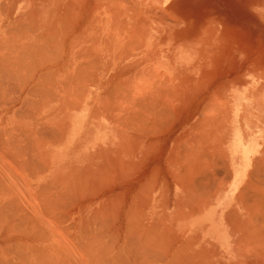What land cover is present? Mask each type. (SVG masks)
Returning <instances> with one entry per match:
<instances>
[{
	"label": "bare ground",
	"instance_id": "bare-ground-1",
	"mask_svg": "<svg viewBox=\"0 0 264 264\" xmlns=\"http://www.w3.org/2000/svg\"><path fill=\"white\" fill-rule=\"evenodd\" d=\"M45 2L47 3L49 2V0H16L14 1V4H20L19 8L22 7L23 9L28 10L29 8L32 9V7L35 5H39L40 3L44 4ZM55 2L56 1H54V3ZM62 2L64 1L62 0ZM81 2L85 3L84 1ZM83 3L81 4L83 5ZM99 3L101 4V2ZM70 4L68 6L69 9H74L73 7L76 5V3L74 4V6L72 5L73 7ZM81 4L79 8L81 7ZM48 5L50 6V4ZM65 5L59 7L58 9L56 5V11L53 16L55 17V19H59V26L61 25V23H65V25L68 26L65 27V29L68 28L65 34L69 31V33H73L75 31L77 33L78 30H75V28L77 26L80 28L81 26H84L85 23L87 25L89 21L90 27V23L93 22L91 17L92 13L90 15H86L84 13V15H86L87 17L84 16L83 13L82 15L77 16L75 15L77 12H79L80 14L81 11L85 12L82 9L81 11H79L78 9L75 14L71 15L73 11H70L67 6V9L64 8ZM90 6L89 9H92V7L90 8ZM122 6L123 5H121V7ZM132 8L133 10L135 9L134 7ZM31 9H29V11L25 10L26 12L19 15L18 18H16L14 21L17 23V28L24 25L25 30L29 28L28 30L33 33L36 32L37 28L40 26V22H35V17H33L34 11H32L33 13L31 15ZM62 9L65 10L64 13H62ZM89 9L86 8L87 13ZM136 10L137 9H135V11ZM70 12L71 14H69ZM130 12L131 11H126L124 15H126L129 20H133L135 16H137V14L134 11L133 14H130ZM101 15L104 14L101 13ZM27 17H32L34 22L32 19V21L30 20L31 22H26ZM23 19H25V21ZM108 21L110 22V20ZM112 23L113 25L116 24L113 21ZM123 25L126 28L122 31V34L118 35L115 38V40L117 41V47L123 45L124 48L128 46L130 48V46L132 47L133 44H141L142 47H148V43L145 41L149 39V35H147V33H149L148 29L151 25L143 26V24H134V26L131 24L129 26V23ZM62 26L64 27V25ZM24 27L21 28V31L24 29ZM86 29H88V27ZM13 30H15V33L6 30L9 33V38L11 36L12 38H14L16 36L15 34H17V37H15L14 40L16 38L18 40V38L23 37L20 36L23 35L24 30L21 32L19 29L18 31L16 27ZM64 31L65 30L63 28L62 32L64 33ZM19 33H21V35H19ZM72 33L70 35H72ZM76 33H73L74 35L70 37L72 38V40L76 38L75 36H77L78 40L79 38H81V36H78ZM10 34L12 35L10 36ZM47 34L44 36L45 39L48 40L51 35L50 32L48 34L50 35L49 37L47 36ZM61 35L63 36V34ZM95 37L93 39V43L95 42ZM12 38L9 40L12 41ZM62 38L64 39V37ZM43 40L44 39H42V41ZM50 40L46 42L45 40L43 41V48H45V45L49 46V44L53 43L54 40L52 39L53 41L51 40V42L49 43ZM75 40L72 42L70 41L71 44H76V42H78L77 39ZM129 40H131L132 43H126ZM16 41H14V46L16 45ZM112 41L115 42L114 40ZM33 42H29L30 44L26 42V45L25 43H23V45L25 46L22 45L21 47L17 46L18 44L16 45L17 47L12 46V51L16 50V53H12L11 55H9V57L11 56L12 58L14 54V57L17 59L15 60L16 63L10 62V58L7 60L3 55L4 51L1 53V55H3L1 56L2 59L0 57V60H3L2 62L4 63L3 65V63L0 61V65L3 66H0V168L3 167L1 168L2 170L0 169V182H5V180L8 179L9 181L11 180L14 182H12L11 185L15 184L16 188H18V181L19 185H21L22 180L20 181V179H18L19 177H17V174L18 172L22 173L23 170H27V174H29L33 178L31 181H29V179L31 178L26 177V182L24 180L25 184H22L23 186L21 185V187L25 189H23V194L26 191V193L30 192L32 196L31 198V196L28 197L27 195H24L30 198L32 200L31 203L33 204L31 205V203L26 200L28 202L27 204H29V208H27L28 211L26 213H24V209L26 208H24V205L21 204V202H25V198L27 199V197H25L23 200L21 197L23 194H21V192H18L19 189H17V192L20 194L18 195L17 193H15L17 195H14L13 190V192H11V190L4 188V186L0 184V264H69L67 263V261L70 262V264H218V262L222 264H264V171H258V169L260 170L261 167L257 168L258 172L254 170L256 171V173H254V171L250 172V174L253 173L251 175L254 176L255 174H258V177L256 178L253 176V183L250 181L252 185L248 187V189H241L240 194H238L239 196H237L234 201L236 203L233 205V207L231 206L229 208L228 204L226 206V202L224 203L223 200L219 201L217 199V197L224 192L223 188L216 185V187H213L211 185L213 181L215 182L219 177L220 179L223 177L219 176L216 179V177H213V175H215L214 173L216 172H212V174L211 171H209V173L212 174V178L216 180L212 178L210 179L211 175L209 177V180H207L206 177L208 175L206 174L209 173L207 172L208 170H206V174L204 171V169H207V167L202 166V161L199 159L203 156V152L201 153L202 156L198 154V152L194 153V150L198 148V146L200 145V140H202L204 136L199 137V135L195 136V134H193L194 137L191 141L189 140L190 137L187 136L188 138L186 139V141L188 140L189 144H187L185 140L182 141L187 145L184 146L186 150L183 149L182 151L184 152L185 150L186 154L184 158H181V154H179L180 156H178L181 159L176 158L179 162L180 160L183 162L182 159H186L185 169L183 168V172L177 169L179 170V173H182L177 177L175 176L174 198L171 199V203L169 202V200H167V202H169L171 205L170 210H161L158 206L160 201V186H158V182H156L155 184L151 182L154 177H152V180L150 179V184L147 183L149 181L146 182L150 185H146V188L149 187L150 189V187L153 186V192L158 189V194H152L151 192L150 194H148L146 192L145 196L148 195L146 196L148 198L144 196L146 198L145 199L143 197L144 192L146 191L144 187L145 183L143 184L142 182L145 173H138L139 175L133 174L131 176L133 178L129 177L131 173L129 172L130 170L128 171V167L131 166L130 169L132 170V167L135 166L128 165L130 164L129 161L126 164L128 166L127 167L125 166L126 161H121L120 153L124 152L122 151L123 147H121V145L123 146L124 142H121L120 139L122 137L124 139L130 138V135L127 136V133H122L123 131L128 129H130L131 132L138 131L142 134H148L150 133L151 129L153 130L159 128L157 124H160L161 122L154 124L155 127L157 125L156 128H154L153 125L156 118L158 119L161 116L160 118L165 120L167 112H169L168 115H170V112L172 111H170V108H168L169 110L166 109V101L162 100L161 94L159 92L163 88H158L155 91L152 90L153 92L148 93L146 97L145 93H143L144 97L139 96L137 98L134 94H130L132 88L130 87V89L128 84L130 83L131 78L128 80L129 76L127 75L129 71L131 72L137 68V62L135 64L136 67H134V64L130 66H128V64L127 67L115 66V70H117L118 72L116 71L115 74L112 73L111 76L110 74L106 76L104 75V73H96V71L91 70L94 69V67L101 66V58H97L98 55L96 56V58L95 56H92L93 58H90L91 55L85 52L82 54L78 52L80 55H73L72 53H70L69 58L67 60H64L61 65L59 62H57L59 63V69L57 71L61 72H56L55 77L52 76L53 78H51L50 76L45 78V75L47 74L46 70H44V73H46L44 74L41 68L45 67L46 69V67L50 65L49 62H51L53 58L49 60L50 58L47 57V55L43 56L39 54L40 52H38L36 49L40 44H34ZM47 42L49 44H47ZM66 42H68L69 44L68 45L66 43V45L70 46L69 41L67 40ZM90 42H92V40ZM32 44H34V47ZM36 44H38L37 48L35 46ZM74 44H72V46H74ZM52 46L56 47L55 43L53 45H50V50L47 49L49 52L44 51L43 54L45 52L46 54L47 52L49 54L51 53L50 51H52V53L54 51L56 52L57 50L53 51V49H51ZM5 47L8 48V50L4 52V54L7 53L5 54V56L8 57V53L12 52L10 51L11 47H7V45ZM62 48H60V50H62ZM38 49H40L42 53V45H40V48ZM79 50L81 51L82 48H79ZM67 55L68 54H66V56ZM88 55L90 59H88L87 62L78 61L76 59V57H79L81 58V60H85V58L87 59ZM26 56L28 60L30 58H33L32 63L30 62L31 59L28 62L25 58V61L30 63L31 70L29 72L26 71L25 73L22 70L24 75H28L27 77H22L24 75H21V73H19V77L23 78L20 79L17 76L18 74L15 70L18 71L19 69L20 71V69H22L23 67V64H25V67L27 66L28 63L26 64V62L24 61V57ZM18 57H21L22 62ZM138 60L141 62L140 59ZM7 61L9 62L5 63ZM11 61L13 60L11 59ZM18 61L19 63L21 62L20 65H18ZM149 62H147V64H149ZM53 65L54 66H51V69L49 68L50 70L47 69V72H55L56 64ZM14 66L15 69L13 68ZM20 66L21 68H18ZM119 67L122 68L120 69ZM150 69L151 68L148 67L146 68V71L148 73L151 71V73L149 74L152 75L153 70ZM38 70L42 72L38 73ZM139 70L140 73L141 71H143L144 73L142 72V74L145 75V69ZM154 70L156 73H158L156 74L155 72H153V74H156L155 77L158 81H162L160 79L167 77V75L164 77H159L161 76L159 75V73L163 74L162 71L157 68H154ZM49 74L50 73H48L46 76H48ZM170 79L172 78L170 77ZM152 80L156 81L154 79ZM166 80H168V78H166ZM10 81L14 82L15 85H11L10 83L12 82ZM150 83L152 84L153 82ZM147 87L150 88V86L148 85ZM94 88L97 93L99 90H106L105 92H103L105 93L104 96L101 98L100 96H96L91 91V89ZM14 89L15 92L16 90H18V92H20L21 94H23L22 91H24V96H21L19 93L17 94V98L15 97V100L13 99L12 101V94L10 95V97L7 96H9L8 94L12 93ZM167 92H165L166 95H168ZM237 96L238 95H235V97ZM233 98L229 102L227 108L228 110L225 111L224 109H220V111H224H221V113L219 112V116L221 118L218 116L219 119L217 118L218 120L216 119L215 121H213V125L217 124L220 133L225 132L224 138L222 139L223 141L227 140L226 149L222 150L223 153L219 151L220 153H222L220 156L222 157L223 164L225 166L228 165L229 151H235L237 149L244 148L245 145L243 141H249V139L251 138V136H248L250 135L249 132H247V128L250 124L248 125L246 123V116L248 117L251 114V121H253V134H255L256 136L259 135L257 138H259L260 136L264 137V133L262 134V132H259L264 130V114H262L263 116H259L260 114L256 113H260V111L264 113V92H259L256 96H253V99L250 98L248 100H245V102L242 104L243 108L245 107V105L247 107L245 111V117L241 113V107L240 104H238V99L235 98L233 100ZM108 100L111 101L110 103L114 101V104L111 105L112 108L108 106ZM134 101H137L138 103L140 102L139 104L141 108H143L138 109L140 108V106L135 102L138 105V111L136 112L137 109ZM133 106L136 110L133 109ZM168 106H170V104ZM249 107L255 108V111H251ZM6 114V120L8 121V123H10V125L8 127H2L1 122L4 120L1 121V119L5 117ZM188 116L189 115H187V117ZM160 118L159 121L161 120ZM166 120L169 121V119L167 118ZM163 126L162 128H164ZM211 127H213L212 131L217 128H215V125H211ZM164 130H166V128ZM257 131L258 133H256ZM150 134H152V132ZM175 138L177 137H174V139ZM175 140L177 143L178 140ZM175 140H173L174 143ZM174 145H181V142ZM170 146L172 148V144ZM261 146L264 147V145L262 144ZM247 147L249 148V145ZM171 148H169L170 154L173 150V148ZM179 150L181 151L182 149ZM169 157L170 156H168V158ZM202 158H204L203 161L207 160V158L205 159V157ZM255 159L254 161H256ZM69 160L72 161L69 162ZM170 160L173 162V157H170ZM208 160L205 161V163L209 162ZM165 161H167V159H165ZM260 162L264 166V159H260V161L258 159L257 163L259 164ZM131 163L136 164L137 161L136 163L134 161H131ZM165 164L166 163H164L163 166ZM250 164L252 163L250 162ZM114 165H121V167H119L122 169V171L121 169L119 170L120 178L124 180V183L125 179H127L128 182L126 181V183L123 185L115 184L116 182H114L113 184L111 182L112 179H107V176L106 181H109L103 182L102 178L105 177V173H112V166ZM72 166H82V168L80 169L77 168L79 173L75 176L72 173ZM145 166H147V163L145 164ZM213 166L215 167V164ZM251 166H253V164ZM5 168L10 170L11 172L6 173L7 169ZM142 168L143 167H141V169ZM4 169L6 172L4 171ZM33 170L38 171V173ZM63 170L65 171L62 172ZM66 170L68 172H66ZM114 170L115 168L113 167V171ZM222 170L224 171V169ZM31 171L37 174L35 175ZM1 172H3L4 176L1 175ZM116 172L114 171V173ZM32 173L35 176H33ZM176 173H178V171ZM228 174H230V172L226 174V177ZM229 176L230 175H228V178ZM165 179L166 178H164V180ZM255 179L258 181H255ZM8 180L7 183L9 184ZM210 180H213L211 181L212 183L210 182ZM216 183L217 181L213 184ZM11 185H9V187H11ZM141 185L142 188L140 187ZM139 187L143 190V193L140 191ZM19 196L21 197V199L19 198ZM214 201L215 203L213 204ZM145 203L148 204L146 206V211L144 210ZM220 203H223L226 206L223 209L221 217L222 220H224L225 226V229L223 228V231L226 230L223 234L222 231L219 230V227L214 226L211 222L212 220L218 218V215H216L215 212L216 210H219L218 208L220 206ZM140 204L144 205L143 209ZM140 207L142 212H140L139 210ZM30 209L33 214L31 212V214H27ZM154 216L155 218L157 217V219L153 220ZM15 218L19 221H15ZM38 219H45L46 221H48L45 222L48 226L44 223L43 224L46 225L47 228L49 227L50 231L46 228L49 232H47L43 228L42 230H40L42 224L39 225V227L37 226L38 224H40L38 223ZM221 226L222 224L220 225V227ZM227 233H232L233 235L235 234L237 236L236 240L233 241L239 249L233 248V242L232 244L229 243L233 239V237L231 235L227 237ZM214 243L224 246V252H212L213 250H209V252H207L205 250L206 245L209 246L210 244H212L213 246L215 245ZM199 245L202 247L199 248ZM226 245H228V247ZM110 246H112V248ZM59 250L66 252V254H64L65 256H63L62 254L59 255ZM234 250L239 251L238 254L235 253ZM233 258L235 259L233 260Z\"/></svg>",
	"mask_w": 264,
	"mask_h": 264
},
{
	"label": "rangeland",
	"instance_id": "rangeland-1",
	"mask_svg": "<svg viewBox=\"0 0 264 264\" xmlns=\"http://www.w3.org/2000/svg\"><path fill=\"white\" fill-rule=\"evenodd\" d=\"M3 1H4V3H3ZM14 1H16V0H0V3H1L0 8L3 7L0 9V46L2 47V48L0 47V50H1L0 51V57L4 55V57L7 60L10 58L9 60L12 63L13 62L16 63L15 60H17L14 57L16 50L15 51L13 50L14 52L12 51V48H13L12 46H14V41L17 40V38L15 40H14V38L17 37V34H15L16 36L13 35V36H15L14 38H12V36H11L12 34H10L11 37L9 38V36H8L9 33L7 31L9 30V32L15 33L14 32L15 30H13V29H15V27L18 31H19V29L21 31V28L24 27V25L22 27L18 26L19 28H17V26H16L17 23L14 20L16 18H18V16L21 15L22 13H25L26 11H29V9H31V8H29L27 10V9H23L22 7L19 8L20 4H17L18 5L17 6L16 4H14ZM41 1H43V0H41ZM51 1L49 0L50 3L49 2H47V3L45 2L44 4L40 3L39 5H35L32 7L31 15L33 13L32 11H34V16H33V17H35L34 20H35V22H40V24H39L40 26L38 28L34 27V28H37V30H36V32H33V33H31V31L28 30L29 28L28 29L26 28L28 30L27 31V30H25V27H24L23 35H21V33H19V35H21L20 37H22V36L23 37L18 38L19 41L17 40L15 42L16 45L18 44L17 46L21 47L23 45V43H25V45H26V42L28 44H30L29 42L35 41V42H33L34 44L38 43V44L42 45V49H43L42 53H41L40 49H38V48H40V45L38 48H37L38 44L35 45L37 48V49L36 48L35 49L38 52H40L39 54H41L43 56L47 55V57L50 58L49 60H51V58H53L54 61L51 60V62H49L50 67L48 66V67H46V69H45V67H43L44 69L41 68L43 73H44V70H46L47 74L50 73L48 76H46L47 74L44 73V74H46L45 78L49 77V76L51 78H53V77H55L56 72H61V71H57L59 69L58 65H59V63L61 65V63H63L64 60H67L69 58L70 53H72L73 55H78L79 53L82 54L85 52V53H89V55H91L90 58H93L94 56L96 58L97 55H98L97 58L98 57L101 58V60H102V61H100V63H102L101 66L94 67V69H91V70L96 71V73H99V72L104 73V75H106V76H108L109 74L111 76L112 73L113 74L116 73L117 70H115V66L127 67L128 64H129L128 66H130L132 64L135 65L137 62V68L131 72L129 71L127 74L129 76L128 80L131 78L130 83L128 84L129 88L130 87L132 88V89L130 88L131 89L130 94H134L137 98L139 96L144 97L143 93H145V97H146L148 93L153 92L158 88H161V89L163 88L162 90L159 91L161 94V98L163 101H166L165 102L166 103L165 105L167 106L166 109L169 110L168 108H170L171 109L170 111H172V112H170V115H168L169 112H167V114H166V118L169 119V121L166 120V118L164 120V119L160 118L161 116L160 117L158 116L161 120L159 121V118L158 119L156 118L154 121L155 123H153V122L152 123L154 125V124L161 122L160 124H157L159 128L157 129L156 128L157 125H156V127L154 125V128H156V129H153V130L151 129L152 131L150 130V133L152 132V134L148 133L149 135L148 134H142L138 131L131 132L130 129L123 131L122 133H125V134L127 133V136L130 135L129 136L130 138L124 139L122 137L120 139L121 142H124L123 146L121 145V147H123L122 151L125 152V153L124 152L120 153V158H121V161L122 160L126 161L125 166H127L126 164L129 161H130V164H128V165L135 166V167H132V170L130 169L131 166L130 167L127 166L128 171L130 170L129 172L131 173V175H129L130 178H133V177H131L133 174L139 175V174L145 173L144 179H142L143 184L145 183L144 187L146 189L143 197L145 196L146 192L148 194H150V192L152 194H158V189H156L153 192V186H151L150 189H149V187H147L148 189L146 188V185L150 186L149 184H150V181L152 180V177L155 178V180L153 178V180L151 182L153 184L158 182L157 184H158V186H160V190H159L160 201H159L158 206L163 211L165 209L166 210L168 209L167 211H169L170 207H171V205H170L171 199L174 198V194H175L174 193L175 178L183 172V170L185 169V166H186V162H185L186 159H182L183 162L181 160H180V162L177 160V159L184 158V156L186 154V151H185L186 148L184 147L186 144H184L182 141L183 140L186 141V139L188 137H190L189 140L191 141L194 137L193 134H195V136L199 135V137L204 136L202 138V140H200V145L198 146V148H196L194 150V153L198 152V154L201 155V153L203 152L202 153L203 156L202 155L201 156L205 157V159L207 158V160L209 159L208 160L209 162H207L208 163L207 164V163H205V161H207V160L203 161L204 158H202V157L199 158L202 161L201 165L207 167V169H204L205 174L207 172L209 173V171H211V166H213L214 164H215V166L216 165L217 166H223L224 165L223 160H222V157L220 155L223 153L222 150L226 149V141L227 140L223 141L222 138H224L225 132L224 133L221 132L222 133L221 134L217 124H214L215 128L216 127L217 128L214 129V131H212L213 127H211V125L214 126L213 121H215L218 118L219 114L221 113L222 110L220 111V109H224L225 111L228 110L227 108H228L229 102L231 101V99L233 97H234L233 100L235 98L238 99V104H240V107H241L240 108L241 113L245 117V111H246L247 107H246V105L244 107L245 109L242 107V104L245 102V100L246 99L248 100L250 98L253 99V96H256L259 92H264V0H134V1L133 0L132 1L131 0H122V1L121 0H100V1L97 0L98 2L96 0H77V1L76 0H68V1L63 0L64 2H62V0L61 1L60 0H53L52 4H51ZM54 1H56V2L54 3ZM81 1H84L86 4L81 2ZM99 2H101V4ZM123 2L124 3L128 2V3L124 4ZM2 3H3V5H2ZM70 3H72V4H70ZM75 3H76V5L74 6ZM81 3H83V5ZM48 4H50V6ZM55 4L57 5V9L61 6H64L65 4L66 5L64 8H66V6L68 7L69 4L71 6L73 5L74 7L73 6L72 7L74 9H72V10H71V8L69 9V7H68V9L70 11L74 12V13L72 12V14L70 12L69 14H71V15L75 14L76 11H78V9H79V11H81V9H82L85 12L81 11V14L79 12H77L78 14L77 13L75 14L77 16L82 15V13H83V15H84V13L86 15H90L92 13L91 17H92L93 22L90 23V27H89V22H90L89 21L87 23L88 26L85 23L84 26H81L80 28L77 26L75 28V30H78V32L76 33V31H75L73 33L74 34L76 33L78 36H81V38H79V40H78L77 36H75L76 38L74 37L75 39L78 40V42H76V44L72 43V44H74V46H72L71 42L74 41L75 39L73 38L74 40H72V38H70L74 34L71 32L72 35H70L71 34V33H69L70 31L65 34V32L68 29V28L65 29V27H68V26L65 25V23L64 24L61 23V25L59 26V22H60L59 19L58 18L55 19V17H53L54 13L56 11V5ZM80 4H81V7L79 8ZM22 5H23V3H22ZM44 5L45 6L47 5V6L45 7ZM54 5H55V7H54ZM121 5H123V6L121 7ZM89 6H90V8L92 7V9H89ZM132 7H134L137 10L136 11H135V9L133 10ZM86 8L89 9L88 13L86 11ZM146 8H147V10H146ZM62 10H63L62 13H64L65 10L64 9H62ZM126 11H131L130 14H133L135 12L137 14V16H139V17L135 16V18L133 20H129L126 17V15H124L126 13ZM101 13H103L104 15H101ZM98 14H100V15H98ZM86 15H84V16H86ZM102 17H104V18H102ZM27 18H26V22L27 21L29 22L31 19L33 20L32 17L28 18L29 20ZM23 20L25 21V19H23ZM34 20H33V22H34ZM108 20H110V22ZM111 20L116 24L113 25ZM12 22H13V24H12ZM126 23L127 24L129 23V26L131 24L132 25H134V24L142 25L143 24V26L144 25H147V26L151 25L150 28L148 29L149 33H147V35H149V39L145 41L148 43L147 48L142 47L141 44H138V45L136 44L137 46L135 44H133V46L132 47L130 46V48H129V46L124 48L123 45H120L118 47L116 46L117 41L115 40V38L118 35L122 34V31L126 28L123 24H126ZM18 24H21V23H18ZM104 24H106V25L109 24V25L106 26ZM12 25H14V26H12ZM62 25H64V27ZM85 25L88 27V29H86L87 27ZM63 28L65 30L64 33L62 32ZM30 29H31V27H30ZM60 29H61V31H60ZM79 29H81V30H79ZM80 31H82V32H80ZM49 32H50L51 37L48 38V40L53 39L54 41L52 40L53 43H51V44H49L51 42V40L49 41V43L47 42V44H49V46L45 45V48H46V50H45V48H43V46H44L43 41L45 40V42H46L48 40L45 39L44 35H46L47 33L49 34ZM16 33H17V31H16ZM78 33H81V34H78ZM48 34H47V36L49 37L50 35H48ZM61 34H63V36ZM64 35H68L69 37L64 36ZM43 36H44V38H43ZM90 36L93 38H91ZM95 36H97V37H95ZM62 37H64V39ZM94 37L96 39H95V42L93 43ZM113 37H114V39H113ZM11 38L14 41L9 40ZM87 38H88V40H87ZM37 39H38V41H37ZM42 39H44V40L42 41ZM65 39H66V41L67 40L69 41L71 47L68 46L69 44H68V42L65 41ZM91 40H92V42H90ZM112 40H114L115 42H113ZM62 41H63V43H62ZM130 42L132 43L131 40H129L126 43H130ZM54 43H55L56 47L52 46L51 49H53V51L54 50H57V51L56 52L54 51L53 53H52V51H50L51 53L48 54L49 51L47 49H49L50 45H53ZM64 43H65V45H64ZM66 43L68 45H66ZM103 43H104V45H103ZM34 44H32L33 47H34ZM6 45H7V47H11L10 51H12V52L8 53V57L5 56V54H7V53L4 54V52H6L8 50V48L5 47ZM16 45L14 47H17ZM25 45H23V46H25ZM64 46L67 48H65ZM20 47H18V48H20ZM58 47H59V50H58ZM62 47H64V48H62ZM60 48H62V50L64 52L62 50H60ZM79 48L80 49L82 48V50L80 51ZM44 51H48L47 54H46V52L43 54ZM2 52H3V55H1ZM57 52H58V54H57ZM12 53H14V54L11 58V56L9 57V55H11ZM54 54H56V55H54ZM66 54H68V55L66 56ZM89 55L87 56V59L85 58V60L84 59L81 60V58H79V57H76V59L78 61H82V62L86 61L87 62V60L90 59ZM58 56H59V58H58ZM63 56L65 57V59ZM116 56H117V58H116ZM114 57H115V59H114ZM18 58H20V60L22 62L21 57H18ZM25 58L28 62L31 59L30 58L28 60V58L26 56V57H24V61H25ZM1 59H2V57H1ZM11 59L13 61H11ZM32 59L30 61L31 63L33 61ZM138 59H140L141 62ZM61 60H62V62H61ZM0 61L2 62L3 60H0ZM27 61H25L26 64L28 63ZM142 61H143V63L145 61L146 62L143 64ZM1 62H0V64H1ZM8 62L9 61H7L5 63H8ZM25 62H23V63H25ZM57 62H59V63H57ZM147 62H149V64H147ZM20 63L18 61V65H20ZM53 64H56L55 72L54 73L53 72H47V69L50 70L52 68L51 66H54ZM3 65H4V63H3ZM24 65L25 64H23L22 69H20L21 72L19 71V69H18V71L15 70L16 73L18 74L17 75L18 77L20 76L19 73H21V75L22 74L24 75V73L26 71L29 72L31 70L30 63H28L26 67ZM28 65H29V67H28ZM0 66L3 67L2 65H0ZM122 67H119V68L121 69ZM134 67H136V65ZM148 67L151 68L153 70V72H155L154 68H157L160 71H162L163 74L159 73V75H161V76L158 75L159 77H162V76L164 77L166 75H167V77L162 78V79L159 78L162 81H158L157 78L155 77L156 74H158V73L155 72L156 73V74L154 73L155 75L153 74V72H152V75L149 74V73H151V71H150L151 69L149 70L150 72L148 73L146 71V68H148ZM13 68L15 69V66ZM16 68H17V65H16ZM18 68H21V66ZM138 68L141 70L145 69L144 70V71H146L145 75L142 74L143 71H141V73H140V70ZM162 68H165V69H162ZM120 69H118V70H120ZM22 70L24 71V73L22 72ZM41 72H40V70H38V73H41ZM132 74H135V75L137 74V75L135 76ZM27 75L28 74H25L22 77H27ZM147 75H151V76H147ZM135 77L136 78L138 77L137 80ZM170 77L172 79H170ZM19 78L23 79L21 77H19ZM166 78H168V80H166ZM152 79H154L156 81H153ZM178 79H181V80H178ZM142 80L144 81V83ZM182 81H184V82H182ZM10 82H12V81H10ZM139 82H141V83H139ZM150 82H153V83L151 84ZM12 83H10V84L14 86L15 83L14 82H12ZM136 83H137V85H136ZM154 83H156V84H154ZM184 83H186V84H184ZM139 84H141V85H139ZM147 85L150 86V88L147 87ZM166 87L168 88V92H167ZM164 88H166V89H164ZM91 91L96 96H100V98H101L104 96L105 93H103V92H105L106 90H99L97 93V91L94 88V89H91ZM13 92H15V89ZM13 92L8 94L9 96H7V97H10V95L12 94L11 95V97H13V98H11L12 101L15 97L17 98V94L20 93V92H18V90H16L17 93L16 92L13 93ZM26 92H27V90H26ZM165 92H167L168 95H166ZM238 92L240 95L238 94ZM22 93L23 94L20 93V95L24 96L25 92L22 91ZM235 95H238V96L235 97ZM193 96H194V98H193ZM148 98H149V96H148ZM108 99H111V98H108ZM142 99H144V98H142ZM110 102L111 101H109L107 104H108V106L111 107V105L114 104V101L112 103H110ZM135 102L140 106V104H139L140 102L138 103L137 101H134V103ZM168 103L170 104V106H168L169 105ZM137 104L135 105L136 109L138 108ZM101 105H102V103H101ZM205 106H207L208 108ZM142 108L140 106V108H138V109H142ZM133 109H134V106H133ZM136 109H134V110H136ZM138 109L136 110V112L138 111ZM201 109H203V110H201ZM249 109L251 111H255L254 110L255 108L249 107ZM152 112H154V111H152ZM222 112H224V111H222ZM205 113H206V115H205ZM256 113L260 114L259 116H263L262 114H264L261 111H260V113L259 112H256ZM187 115H189V116L187 117ZM175 116H176V118H175ZM163 117H165V116H163ZM6 118H7V114L5 117H3L1 119V121L4 120L1 122L2 127H8L10 125V123H8ZM173 118H174V120H173ZM156 120H158V121H156ZM204 121H206V122H204ZM261 121H263V120H261ZM165 122H167V123H165ZM203 123H205V124H203ZM162 126L164 128H162ZM198 127H200V128H198ZM165 128H166V130H164ZM169 128H171L172 130ZM263 128H264V124H263ZM134 132H135V134H134ZM259 132H262V134H263L264 130L259 131ZM256 133H258V131ZM218 135H219V138H218ZM174 137H177V138H175L178 140L177 143H176V140L174 139ZM180 138H181V140H180ZM120 140H119V142H120ZM173 140H175V143ZM179 142H181V145H178V146L174 145V144H179ZM186 142H187V144H189L188 140ZM171 144H172V148H173V150L171 152L172 155L169 153V151H170L169 148H171V146H170ZM176 147H178L179 149H182V150L180 151ZM183 149H185L184 150L185 153L182 152ZM120 151H121V149H120ZM219 151L222 153H220ZM174 152L176 153L177 157H176ZM182 153H183V155H182ZM179 154H181V158L178 157V156H180ZM168 156L173 157V162L171 161L172 158L170 160V157L168 158ZM165 159H167V161H165ZM216 159H217V161H216ZM153 160H155V161H153ZM174 160L178 161V162L176 161L177 164L175 163ZM70 161H72V160H69V162ZM131 161L132 162L134 161L135 163L137 161V163L136 164L133 163L134 164L133 165L131 163ZM201 161H200V163H201ZM146 163H147V166H145ZM164 163H166V164L163 166ZM169 165H171V166H169ZM199 166H200V164H199ZM72 167H73L72 173L74 174V176L79 173L77 168L78 169L82 168V166H72ZM113 167L115 168L114 171L115 172L117 171L119 173H117V172H116L117 174L114 173ZM119 167H121V165L112 166V171H111L112 173H110V172L105 173V177L102 178L103 182L109 181V180L106 181V176H107V179H112L111 182L113 184H114V182H116L115 184H119V185L125 184L127 179H125V183H124V180L120 178V171L119 170L121 168H119ZM141 167H143V168L141 169ZM1 168H3V167H1ZM5 169H7V168H5ZM5 169H4V171H5ZM177 169H179L182 172L179 173V170H177ZM206 170H208V171L206 172ZM26 171L27 170H23L22 173L18 172V174H17V177H19L18 179H20V181L22 180L23 185L25 184L24 180L26 182V177L31 178V179H29V181H31L33 179L32 176L27 174ZM33 171L38 173V171H36V170H33ZM33 171H31V172H33ZM64 171L65 170H63L62 172H64ZM121 171H122V169H121ZM140 171H142V172H140ZM164 171H165V173H164ZM177 171H178V173H176ZM8 172L10 173L11 171L7 169L6 173H8ZM35 172H33V173L36 175L37 173H35ZM66 172H68V171L66 170ZM1 173H2L1 175H3V172H1ZM211 173H212V171H211ZM211 173H209V174H211ZM34 174H33V176H35ZM209 174H206V175H208L207 176L208 178L206 177L207 180H209V177H210ZM172 175H173V177H172ZM112 176H114V177H112ZM134 177H136V176H134ZM3 178H5V177H3ZM164 178H166V179L164 180ZM2 180H4V179H2ZM7 180H5V182L4 181L0 182V184L3 185L4 188L11 190V192L14 191L13 192L14 195H17V194L19 195L20 193H18V192H21V194H23V191L25 189L21 187L22 184L19 185V181H18V184L16 183L17 187H18V188H16L15 184L11 185V183L13 181L8 180L9 181V184H8ZM147 181H149V182H147ZM153 181H155V182H153ZM146 182L149 184H147ZM9 185H11V187H9ZM19 186H20V188H19ZM140 187L142 188V185ZM141 188H140V191L142 192L143 190ZM151 188H152V190H151ZM17 189H19V191ZM21 189H22V191H21ZM149 190H151V191H149ZM15 193H17V194H15ZM24 195H27L28 197H30L31 193L30 192L26 193V191H25L22 196L20 195L23 200L25 197H27ZM20 196H19V198L21 199ZM146 196H148V195H146ZM28 197H27V199L25 198V202L22 201L24 203L21 202V204L24 205V208H26V209H24V213H26L28 211L27 208H29L28 207L29 204H27V203L28 202L31 203V201H32ZM31 198H32V196H31ZM146 198H148V197H146ZM29 199H30V201H29ZM167 200H169L170 203L167 202ZM223 200H225V199H223ZM25 204H26V206H25ZM31 205H33V204L31 203ZM147 205L148 204L145 203V207H144L143 204H140V206H142V209L144 207L145 211L147 210V208H146ZM220 205H223L222 207H220V211H219L220 216L222 217V213H223V209H224L225 204L220 203ZM139 210H140V212H142L141 207ZM30 212H31V209L29 210V212L27 214L32 213V212L31 213ZM141 214H143V213H141ZM155 219H157V217L155 218V216H154L153 220H155ZM16 220L17 219L15 218V221ZM13 221H14V219H13ZM17 221H19V220H17ZM45 222H48V221H46L45 219L44 220L38 219V223H40V224H38L37 226L39 227V225L42 224L40 227L41 228L40 230H42V228L46 231H47V229L49 230V227L48 228L46 227L47 223H45ZM211 222L214 226L219 227V230L222 231V234L226 231V230L223 231V228L225 226H224V220H222V218H220V219L216 218L215 220H212ZM43 223L46 225H44ZM220 223L222 224L223 227L222 226L220 227V225H221ZM175 229H177V228H175ZM49 231H47V232H49ZM226 235H227V237H229L230 235L233 237V239L229 243L232 244V242H233V248H238V246L236 244H234V241L236 240L237 236L235 234L233 235L232 233H227ZM214 244L215 245H213V246H212V244H210L209 246L206 245L205 250L207 252H209V250L210 251L213 250L212 252H214V251L224 252V250H223L224 246H221V245L216 244V243H214ZM202 246H203V243H202ZM202 246L199 245V248H201ZM226 246L228 247V245H226ZM110 247L112 248V246H110ZM230 247H232V246H230ZM60 248H61V246H60ZM61 250H59V255L62 254L63 256H65L64 254H66V252L61 251ZM60 252H62V253H60ZM238 252L239 251H235V253H237V254H238ZM234 259L235 258H233V260ZM133 260H135V259H133ZM67 263L70 264V262H68V261H67ZM218 264H222V263L218 262Z\"/></svg>",
	"mask_w": 264,
	"mask_h": 264
},
{
	"label": "crops",
	"instance_id": "crops-1",
	"mask_svg": "<svg viewBox=\"0 0 264 264\" xmlns=\"http://www.w3.org/2000/svg\"><path fill=\"white\" fill-rule=\"evenodd\" d=\"M250 120H249V119ZM252 120V117H251V114L247 117H245V121L246 123L249 125L248 128H247V132H249L250 135L248 136H251V138L249 139V141H243L244 142V145L245 147L242 148V149H237V150H231L229 151L228 155V165L227 166H222V167H219V166H211V171L212 172H216L214 173L215 175H213V177H216V179L219 177V176H222L223 178L220 179V177L216 180L214 178H212V174H209V176L211 175L210 179H214L217 181L216 184H213L215 183L213 180H210L213 181V183L211 184L213 187L216 185V186H220L221 188H223V193L220 194L217 199L220 201V200H223L224 203L226 202V206L228 204V207L230 208L231 206L233 207V205L236 203L234 202L235 199L237 198V196H239L238 194H240V190L241 189H248V187H250L252 185V181H253V176L254 175H251L253 173L250 174V172L256 170L257 171V168H260L261 169L258 171L260 172H263L264 171V166L261 164V162L258 164L257 161L259 159H264V147L261 146L264 145V137H259L257 138L258 136H256L255 134H253V121ZM252 125V126H251ZM251 126V127H250ZM255 139V140H254ZM263 139V140H262ZM263 141V142H261ZM249 145V148L247 147ZM252 153V154H251ZM262 153V154H261ZM256 158V159H255ZM254 159L256 161H254ZM262 161V160H261ZM250 162L253 164V166H251L252 164H250ZM234 164V165H233ZM258 164V165H257ZM230 165V166H229ZM249 165V166H248ZM217 167V168H216ZM228 167V168H227ZM247 167V168H246ZM213 168V169H212ZM221 168V169H220ZM240 168V169H239ZM216 169V170H215ZM224 169V171L222 170ZM218 170V171H217ZM228 170V171H227ZM247 170V171H246ZM226 171V173H225ZM256 171H254V173H256ZM257 171V172H258ZM218 172V173H217ZM228 175L229 178H228V175L226 177V174L229 173ZM247 172V173H246ZM222 173V174H221ZM217 174V175H216ZM251 175V176H249ZM236 177V178H235ZM251 179H250V178ZM254 177H258V174H255ZM228 178V179H227ZM252 183H251V182ZM255 181H258L255 179ZM251 183V184H250ZM230 185V186H229ZM245 185V186H244ZM215 186V187H216ZM244 186V187H243ZM241 187V188H240ZM228 192V193H227ZM233 196V197H232ZM228 197V198H227ZM231 197V198H230ZM216 200V198H215ZM215 203V201L213 202V204ZM223 205H220L219 206V210H216L215 214L218 215L217 217L220 219L221 216H220V207H222ZM224 205V207H226ZM236 206V205H235ZM234 206V207H235ZM218 211V212H217Z\"/></svg>",
	"mask_w": 264,
	"mask_h": 264
}]
</instances>
